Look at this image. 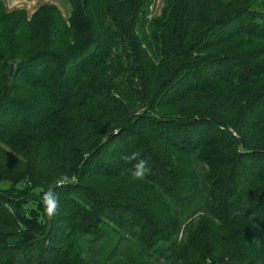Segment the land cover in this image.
<instances>
[{"label":"trees","instance_id":"trees-1","mask_svg":"<svg viewBox=\"0 0 264 264\" xmlns=\"http://www.w3.org/2000/svg\"><path fill=\"white\" fill-rule=\"evenodd\" d=\"M68 1L67 18L49 5L30 18L25 11L0 14V264H103L95 246L89 249L95 251L92 257L70 250L67 234L58 240L68 247H55L53 230L70 212L80 219L77 231L85 228V218L101 213L119 224L140 216L135 227L117 234L107 228L98 237L136 241L141 249L130 264H160L159 259L185 256L189 248L193 260L183 264H264V148L251 147L252 141H264L260 3L165 0L161 15L148 25L150 35L143 21L137 35L134 25L147 14L150 0ZM120 40L131 46L127 57L135 68L129 70L141 80L135 92L122 80L128 67L119 54ZM141 43L153 48V56ZM158 69L166 77L153 87ZM225 111L233 123L220 117ZM232 131L239 137L233 139ZM115 143L119 148L109 153ZM120 150L139 152L147 162L149 172L141 181L156 188V201L169 202L167 209L159 207L163 212L116 201L109 187L102 191L93 183L101 174H116L109 160ZM49 168L72 181L55 189L60 208L51 219L41 200L28 197L30 184L39 183L41 196L48 189ZM161 172L168 177L163 184L155 176ZM18 193L23 195L15 197ZM87 202L99 209L87 210ZM196 203L204 215L190 224L180 244L158 242L178 224L185 206ZM110 205L119 208L112 211ZM227 216L230 223L222 230L242 223L249 240L227 254L200 255L204 240L198 227ZM51 222L53 230L45 229ZM86 228L91 234L90 225ZM241 247H252L257 255L247 258Z\"/></svg>","mask_w":264,"mask_h":264},{"label":"rangeland","instance_id":"rangeland-1","mask_svg":"<svg viewBox=\"0 0 264 264\" xmlns=\"http://www.w3.org/2000/svg\"><path fill=\"white\" fill-rule=\"evenodd\" d=\"M257 1L260 3V6H261L260 9L261 10L264 9V0H257ZM164 2L165 0H150L149 1L147 14L143 18V20H139L134 25V28H133L134 34L139 35L141 33L139 32V29H140L139 27L141 25V22L143 21V23H146L145 25L147 26V28L144 29V32L145 34L150 35V29L148 28V25L153 20L158 19V17L161 15L162 10L164 8ZM44 5L56 7L58 11L60 12V14L65 18L69 17L72 12V8L68 0H0V14L6 17V16H9V13H12L14 11H25L27 16L30 18L40 7ZM8 24H9V20H5L2 24V28L3 30H5L4 33H6V27L8 26ZM141 45H142L141 46L142 50H144V52H146L149 55V57L153 56L152 47L144 43H141ZM130 50H131V46L128 43L123 42V41L120 42L119 54L123 56L122 57L123 63L126 67H128L127 68L128 72L124 74V78H122V80L125 81L126 86H128L130 91L135 92L138 89L137 85L141 84V80L139 79L138 76L137 77L133 76L132 70L131 71L129 70V69L135 68L130 63L131 58L127 57V53H131ZM157 71L159 75H158V78L155 79V81L153 82V87L156 86L157 84L156 81L160 79H164L166 77L165 73H161L159 69ZM118 82L120 81L118 80ZM226 112L227 111L222 112L220 114V117L224 120H227L226 121L227 123H230V124L233 123L230 118L232 116L230 115L229 112L227 113ZM232 133H233V139L234 138L236 139L239 137V135L236 132L232 131ZM122 142L124 143V141H120L119 143H122ZM261 143H264V141L262 142L252 141L251 147L255 149H259L260 146H263L264 148V144L261 145ZM110 148L111 150L109 153H111L112 150L116 151V149H118L119 146H117V144L115 143V144H112ZM162 151H164V154H166L165 149H163ZM123 155H124V152L120 150L119 154H116L113 160H109V164L113 166L112 170L113 171L116 170V174H114L113 177L111 176L109 178H106V177L104 178V176L102 177V174H101L99 175L100 181L97 182V180H95L93 183L96 186H98L102 191L107 190V187H109L110 192L108 193V195H112L114 198H119L116 201L124 200L125 201L124 203L128 202V204L133 203L135 205H138L139 207L146 206V207H150L151 209H158L159 212H163V209L159 207H163L164 209H167L169 206V202L165 200L166 198L165 199L163 198L164 199L163 202L155 200L156 191H154V189L156 188L154 186L143 183L141 181L142 179H134L132 177L131 167L133 169L134 162H126L123 159H120V157H122ZM10 156L15 157L17 159H21L19 155L17 154L15 155L13 152L10 153ZM105 158L106 157L101 156V159H102L101 161L104 162ZM13 161L14 160L11 159L10 163L11 164L16 163ZM99 169H101L100 166L98 167V170ZM46 176L49 178V181H50V183L48 184V187H49V185H51L52 182L55 179L59 178L61 175L55 169L49 168L46 171ZM155 176L160 179L158 182L161 184L166 183L168 181V177L163 176L162 172L161 174H156ZM102 181L106 183L107 186L100 184ZM42 184L44 183H41V185ZM92 186L95 187L93 184ZM167 187H168V184L167 185L165 184L161 186V189L167 188ZM39 188H40L39 183H36L35 185L30 184L29 191H28L30 196L28 197L29 198L32 197L36 200H41L40 198L41 193H40ZM169 191H171V189H169ZM150 192H153V193H150ZM21 195H23V193L15 194V197H18ZM128 197H130V199H135V200L134 201L127 200L129 199ZM196 205L198 204L196 203L191 207L185 206L184 210L185 209L186 210L183 211V214L180 216L178 224L169 227V229H167L168 235L166 233L165 235L161 234V237L158 238L159 241L158 240L157 241L158 242H164V241L171 242L170 246L172 244L173 247L174 246L177 247L180 244V242L184 239V237L186 236V233H187L186 231L188 227L190 226V224L197 223L199 218L204 215V210L201 208L198 209ZM87 206H89L88 208H86L87 210L92 209L94 207L99 209V205H93L91 203L89 204V202H87V205H85V207ZM110 206H111L110 208H112V211L116 210L117 208V206L115 205H110ZM167 215L168 214H166V216ZM74 217L75 216L72 214V212H70V214H67V216L62 215L61 219L63 222H61L57 226V228H55V230H53L54 227L52 228L53 226L52 222L50 224L47 223L46 225H44V227L45 229L46 228L48 229L49 227L50 231L52 230L54 231L52 234L56 238V240H58L59 237H61L62 235L61 233H64V235L67 234V236H65L63 239L68 240V245H69V240L71 239L70 241L73 243V245H72V248H70V250L75 248L76 251L82 252L83 255H85L86 257H92L95 252V251L91 252V250H89L91 249V246L97 247L98 255L101 256L100 261H103V264H130L131 257L135 256L136 254L140 252L141 248L139 249V246L137 245L136 241H133L132 239L128 240L127 242L123 240L118 241L117 236H115L118 230L124 229L128 225H130V227H135L136 223L139 224V221H143L141 220L142 218H140V216H137L136 218L137 220L135 219L128 220L126 221V223H123L121 221L119 224V221L117 220V218L112 221V220L107 219V216L105 214L101 213V216L99 218L103 219L104 222H101L100 220H98L99 218H88L87 217L84 219L82 223L85 228L83 229L79 228L78 231L75 230L76 228L75 225L79 223L80 219L76 220ZM229 221H230V217L227 216V218H221L219 221L204 222L198 227V231L201 233V237H203V240H204L203 243L199 245L200 255L202 254L207 255L210 250L214 251L216 255H221L224 253L227 254L233 248L235 249L239 248L237 246L239 245V242L244 241V243H246V241L249 240L248 228L246 225L242 223H237L233 227H231L229 230L223 231L222 229H224L225 226L230 223ZM88 225H90L89 229H91V234L85 233V229H88L86 228ZM107 228L108 229L115 228L116 231L114 233L116 234H111L110 237H108V240H105V237L102 239L101 238L98 239L102 231H104V229H107ZM24 231H22V233H24ZM17 236L21 237V235H16L15 237ZM89 238L91 239L90 242L88 241ZM189 239H190V242H192L193 236ZM73 241L75 242V244ZM62 242H63L62 239L58 240L57 245L54 244L55 247L57 248L66 247L67 248L68 246L62 245ZM155 245H157V243L153 241L152 246H155ZM240 249L243 251L242 253L247 258H249L250 256L254 257V255H257L256 254L257 250H255L252 247H241ZM192 251L193 250L189 248L184 252L185 256L183 255L180 256V254H179L180 257L177 255L176 256L173 255L164 260L159 259L157 262L160 264H183L182 261L189 262L193 260ZM143 255L144 253L142 252L141 258L143 257ZM228 261L229 260H227V262L222 263V264H232V262H228ZM211 264H221V263L218 261L216 263L213 262Z\"/></svg>","mask_w":264,"mask_h":264},{"label":"clouds","instance_id":"clouds-1","mask_svg":"<svg viewBox=\"0 0 264 264\" xmlns=\"http://www.w3.org/2000/svg\"><path fill=\"white\" fill-rule=\"evenodd\" d=\"M140 157L141 154L139 152L124 154L121 157L124 161L127 162L136 161L133 169L131 170V174L134 179H143L149 172L147 162ZM71 182L72 181L68 175L62 174L59 178L55 179L51 185H49L46 191H43L41 201L44 206V213L49 219L56 216L60 208L59 197L55 192V189L65 187Z\"/></svg>","mask_w":264,"mask_h":264},{"label":"water","instance_id":"water-1","mask_svg":"<svg viewBox=\"0 0 264 264\" xmlns=\"http://www.w3.org/2000/svg\"><path fill=\"white\" fill-rule=\"evenodd\" d=\"M17 63H18V61H14V62L10 63L9 76H13Z\"/></svg>","mask_w":264,"mask_h":264}]
</instances>
